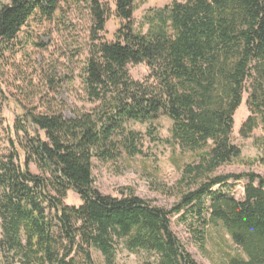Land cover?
Wrapping results in <instances>:
<instances>
[{
	"label": "trees",
	"instance_id": "1",
	"mask_svg": "<svg viewBox=\"0 0 264 264\" xmlns=\"http://www.w3.org/2000/svg\"><path fill=\"white\" fill-rule=\"evenodd\" d=\"M8 1L0 8V59L32 17L51 21L63 10L61 0ZM85 2L90 42L81 84L94 107L66 118L13 100L10 151L0 154V264H94L92 249L112 264L120 247L148 253L154 264H198L170 218L202 219L205 210L203 226L221 224L239 250L222 264H264V177L215 174L241 156L231 134L245 93L249 115L239 135L264 131V0H170L146 15L144 33L133 26L135 0ZM111 17L120 26L108 42L101 34ZM141 64L148 75L134 80L128 66ZM160 116L171 122L168 146L191 156L179 200L164 209L132 193L99 192L93 160L141 154L142 136L129 123ZM230 181L246 182L242 200L230 195ZM69 191L78 206L65 204Z\"/></svg>",
	"mask_w": 264,
	"mask_h": 264
},
{
	"label": "rangeland",
	"instance_id": "2",
	"mask_svg": "<svg viewBox=\"0 0 264 264\" xmlns=\"http://www.w3.org/2000/svg\"><path fill=\"white\" fill-rule=\"evenodd\" d=\"M106 2L108 0H101ZM182 2L183 0H175ZM0 0V8L8 4ZM170 0H135L133 26L136 31L146 32L145 17L151 10L169 4ZM61 12L46 21L34 16L22 28L15 41L3 45L0 59V154L10 151L9 137H13V123L19 109L13 100L36 109L37 113L58 111L66 118L89 111L94 106L85 100L81 73L90 42V16L85 0H61ZM120 21L111 17L101 34L104 41L111 42ZM134 80L141 81L148 75L145 65L128 66ZM243 95L240 107L234 115L231 141L241 149L240 158L218 168L216 175L253 172L264 177V131L256 128L250 137L239 135L241 123L249 115ZM129 128L142 136L141 154L129 157L123 154L115 162L101 163L93 160L94 186L104 195L120 198L134 194L154 206L170 209L185 192L186 186L179 180L181 168L190 162L191 156L172 150L165 142L170 137L171 122L160 116L152 122H130ZM22 156L20 161H22ZM34 174H40L30 165ZM230 195L236 200L244 198L245 181L233 182ZM66 205L78 206L80 200L69 191ZM207 205V203H206ZM208 211L202 219L192 213L173 215L171 229L186 251L198 264H222L239 250L227 231L219 223L208 222ZM94 264H106L102 255L91 250ZM154 257L145 252L130 253L120 247L112 264H154Z\"/></svg>",
	"mask_w": 264,
	"mask_h": 264
}]
</instances>
